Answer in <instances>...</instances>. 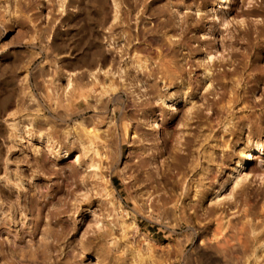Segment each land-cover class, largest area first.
I'll return each instance as SVG.
<instances>
[{"label": "rangeland", "instance_id": "374dc122", "mask_svg": "<svg viewBox=\"0 0 264 264\" xmlns=\"http://www.w3.org/2000/svg\"><path fill=\"white\" fill-rule=\"evenodd\" d=\"M0 264H264V0H0Z\"/></svg>", "mask_w": 264, "mask_h": 264}, {"label": "bare ground", "instance_id": "6f19581e", "mask_svg": "<svg viewBox=\"0 0 264 264\" xmlns=\"http://www.w3.org/2000/svg\"><path fill=\"white\" fill-rule=\"evenodd\" d=\"M222 1V0H221ZM221 5H222V2H221V4H220V7H221ZM157 126H159V122L156 120V118H154V119H152V123L150 124V127L151 128H153V127H157ZM261 143H257V148H260L261 147ZM64 154H63V156L62 157H66V156H68L69 154H68V152H63ZM247 154V153H246ZM248 155H251L249 158H252V154H249L248 153ZM253 159V158H252Z\"/></svg>", "mask_w": 264, "mask_h": 264}]
</instances>
